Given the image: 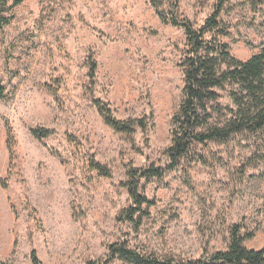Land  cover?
Here are the masks:
<instances>
[{
	"label": "rangeland",
	"instance_id": "374dc122",
	"mask_svg": "<svg viewBox=\"0 0 264 264\" xmlns=\"http://www.w3.org/2000/svg\"><path fill=\"white\" fill-rule=\"evenodd\" d=\"M215 1L179 0L178 13L198 27ZM12 15L0 32V264H31L33 252L40 264H126L109 258L114 244L194 261L224 252L233 226L253 235L247 249L264 248V132L197 146L205 164L141 181L151 204L135 222L119 219L137 209L127 171L167 164L182 90L180 28L162 25L147 0H24ZM221 19L237 60L264 47V0H231ZM95 101L148 128L113 132ZM31 129L53 134L38 141Z\"/></svg>",
	"mask_w": 264,
	"mask_h": 264
},
{
	"label": "trees",
	"instance_id": "16d2710c",
	"mask_svg": "<svg viewBox=\"0 0 264 264\" xmlns=\"http://www.w3.org/2000/svg\"><path fill=\"white\" fill-rule=\"evenodd\" d=\"M23 1L0 0V32L12 22V10ZM147 1L162 25L180 28L184 33L185 45L180 51L179 63L182 90L179 106L171 118L170 145L163 152L166 166L151 165L127 171L125 188L137 209L121 213L119 219L130 223L135 222L134 216L143 205L151 204L139 193L141 181L160 180L184 163L205 164L196 152L197 146L225 144L239 136H257L264 132V47L246 61L231 55L229 46L223 42V38L229 36L228 26L221 19L231 0H216L212 13L198 27L179 15V0ZM96 69V64L91 62L88 74L91 81ZM4 98L5 88L0 84V99ZM94 105L104 124L117 134L130 136L148 128L145 118L118 121L107 105L100 101H95ZM30 134L41 141L53 132L31 129ZM90 168L108 177V172L100 165L91 164ZM252 236L242 234L241 227L233 226L224 252L194 261H159L119 244L109 247V258L126 264H264V248L254 251L244 246ZM31 261V264H40L34 252Z\"/></svg>",
	"mask_w": 264,
	"mask_h": 264
}]
</instances>
